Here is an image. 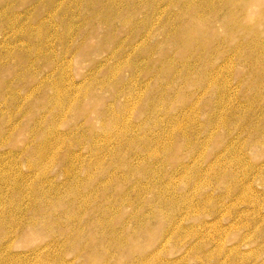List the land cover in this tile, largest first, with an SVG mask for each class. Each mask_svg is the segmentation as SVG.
Wrapping results in <instances>:
<instances>
[{"label": "rangeland", "instance_id": "rangeland-1", "mask_svg": "<svg viewBox=\"0 0 264 264\" xmlns=\"http://www.w3.org/2000/svg\"><path fill=\"white\" fill-rule=\"evenodd\" d=\"M112 1L0 0V264H264V0Z\"/></svg>", "mask_w": 264, "mask_h": 264}, {"label": "bare ground", "instance_id": "bare-ground-1", "mask_svg": "<svg viewBox=\"0 0 264 264\" xmlns=\"http://www.w3.org/2000/svg\"><path fill=\"white\" fill-rule=\"evenodd\" d=\"M204 1H205V0H204ZM112 4H115V0L112 1ZM200 6H201V5H198L197 7L199 8ZM198 8H196V10H198ZM200 9H201V7H200ZM200 9H199V10H200ZM132 10H133V9H132ZM132 10H131V11H132ZM162 11H163V10H162ZM55 12H56V11H55ZM163 12H164V11H163ZM198 12H199V11H198ZM52 13H53V12H52ZM122 13H125V11H123ZM120 17H121V15H120ZM123 17H124V16H123ZM179 24H180V23H179ZM20 25H21V24H20ZM171 26H172V25H171ZM177 26H178V25H177ZM19 27H20V26H19ZM162 27H163V26H162ZM237 27L241 28L240 26H237ZM21 28H22V27H21ZM82 28H84V27H82ZM27 31H28V30H27ZM27 31H26V32H27ZM166 31H167V29H166ZM26 32H25V33H26ZM151 35H152V34H151ZM146 37H147V36H146ZM146 44H147V43H146ZM208 44H209V43H208ZM260 49H261V48H260ZM257 52H258V51H257ZM259 53H260V52H259ZM206 54H207V53H206ZM129 56H130V54H129ZM199 60H200V59H199ZM201 61H202V60H201ZM128 64H129V63H128ZM125 66H126V65H125ZM187 66H188V65H187ZM117 69H118V68H117ZM207 74H208V73H207ZM261 75H262V74H261ZM260 77H261V76H260ZM263 79H264V78H263ZM263 79H262V80H263ZM259 80H260V78H259ZM46 82H47V81H46ZM43 83H45V82H43ZM49 83H50V82H49ZM55 86H56V85H55ZM53 87H54V86H53ZM56 87H57V86H56ZM58 87H59V86H58ZM46 88H47V87H46ZM59 88H60V87H59ZM44 89H45V88H44ZM51 89H52V87H51ZM60 90H61V89H60ZM47 92H48V91H47ZM60 92H61V91H60ZM44 93H46V92H44ZM38 94H39V93H38ZM61 94H62V93H61ZM49 95H50V94H49ZM89 95H90V94H89ZM89 95H88V96H89ZM52 96H53V92H52ZM60 96H61V95H60ZM58 97H59V96H58ZM62 97H64V95H63ZM66 106H67V105H65V108H66ZM38 107H39V106H38ZM57 107H58V106H57ZM61 107H62V105H61ZM61 107H60V108H61ZM62 108H63V107H62ZM62 108H61V109H62ZM68 108H69V107H68ZM68 108H67V109H68ZM38 109H39V108H38ZM58 109H59V108H58ZM39 110H40V109H39ZM65 111H66V110H65ZM57 112H58V111H57ZM192 114H193V112H192ZM64 116H65V113H64ZM61 119H62V118H61ZM65 119H66V117H65ZM62 121H63V120H61V122H62ZM43 123H44V121H43V122L40 121V125H42ZM3 126H4V125H3ZM4 127H5V126H4ZM4 127H3V128H4ZM37 127H38V126H37ZM57 134H58V133H57ZM53 135H54V134H53ZM56 136H57V135H56ZM60 136H61V135H60ZM54 137H55V136H54ZM55 138H57V137H55ZM61 138H62V137H61ZM61 138H60V139H61ZM108 139H109V138H108ZM108 139H107V140H108ZM63 140H64V139H63ZM109 140H110V139H109ZM109 140H108V141H109ZM61 141H62V140H61ZM61 141H60V142H61ZM64 141H66V140H64ZM60 142H59V143H60ZM66 144H67V143H66ZM66 144H65V145H66ZM46 149H47V148H46ZM46 149H45V150H46ZM31 150H32V149H31ZM28 151H29L28 149L23 150L24 155H25V154H28ZM56 154H57V153H56ZM24 155H23V158H24ZM57 155H58V154H57ZM68 155H69V154H68ZM72 155H73V154H72ZM42 156H43V155H42ZM54 156L56 157L55 154H54ZM73 156H74V155H73ZM25 157H26V155H25ZM55 157H53V159H55ZM67 157H68V156H67ZM79 157H80V156H79ZM26 158H29V157L27 156ZM47 158H48V157H47ZM56 158H57V157H56ZM45 159H46V158H45ZM48 159H49V158H48ZM63 159H64V158H63ZM76 159H78L77 156H76ZM76 159H75V160H76ZM78 160H79L78 162H80V159H78ZM101 160H102V159H101ZM60 161H61V160H60ZM67 161H68V160H67ZM102 161H103V160H102ZM42 162H43V161H42ZM58 162H59V161H58ZM100 162H101V161H100ZM64 163H65V162H64ZM66 164H67V163H66ZM74 164H76V163H74ZM77 164H78V163H77ZM73 167H74V166H73ZM68 168H69V167H68ZM71 168H72V167H71ZM72 170H73V169H72ZM107 170H108V169H107ZM4 171H5V170H4ZM74 171H75V170H74ZM5 172H6V171H5ZM77 172H78V171H77ZM77 172H76V174H77ZM105 172H106V171H105ZM6 173H7V172H6ZM7 174H8V173H7ZM7 174H6V175H7ZM74 174H75V173H74ZM106 174H107V173H106ZM16 176H17V175H16ZM16 176H15V177H16ZM75 176H76V175H75ZM26 177H27V176H26ZM16 178H17V177H16ZM69 178H70V177H69ZM18 179H19V178H18ZM121 179H122V178H121ZM23 180H25V178H24ZM73 181H74V180H73ZM75 181H76V180H75ZM122 182H123V181H122ZM78 188H80V187H78ZM56 189H57V188H56ZM79 190H80V189H79ZM77 192H78V191H77ZM78 193L80 194L81 192H78ZM1 201H2V200H1ZM18 201L20 202V197L18 198ZM11 202H12V201H11ZM15 205H16L17 207H20L19 203L15 204ZM34 212H35V211H34ZM51 218H52V217H51ZM53 219H54V218H53ZM51 220H52V219H51ZM69 220H70V218H69ZM78 220H79V219H78ZM12 221L16 222L13 218H12ZM52 221H54V220H52ZM79 221H80V220H79ZM20 222H21V221H18V222H16V223H19V225H22V224H20ZM26 222H27V221H26ZM21 223H22V222H21ZM23 223H24V222H23ZM31 226H32V225H31Z\"/></svg>", "mask_w": 264, "mask_h": 264}]
</instances>
